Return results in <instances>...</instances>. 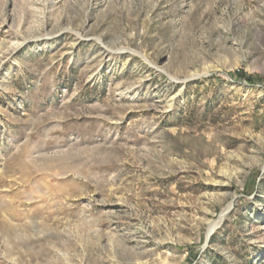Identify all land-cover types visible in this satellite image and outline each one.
<instances>
[{"label": "rangeland", "instance_id": "374dc122", "mask_svg": "<svg viewBox=\"0 0 264 264\" xmlns=\"http://www.w3.org/2000/svg\"><path fill=\"white\" fill-rule=\"evenodd\" d=\"M0 264H264V0H0Z\"/></svg>", "mask_w": 264, "mask_h": 264}, {"label": "trees", "instance_id": "16d2710c", "mask_svg": "<svg viewBox=\"0 0 264 264\" xmlns=\"http://www.w3.org/2000/svg\"><path fill=\"white\" fill-rule=\"evenodd\" d=\"M240 74H241V73H239V74H238V73L235 74L236 78H238V77H240V78H241V77H245V76H243V74H241V75H240ZM245 78H246V77H245ZM246 79H247L249 82H252L251 78H246Z\"/></svg>", "mask_w": 264, "mask_h": 264}, {"label": "water", "instance_id": "95a60500", "mask_svg": "<svg viewBox=\"0 0 264 264\" xmlns=\"http://www.w3.org/2000/svg\"><path fill=\"white\" fill-rule=\"evenodd\" d=\"M212 235H213V234H211V235L208 236L207 244L210 242Z\"/></svg>", "mask_w": 264, "mask_h": 264}]
</instances>
